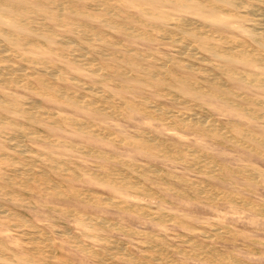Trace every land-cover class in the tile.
<instances>
[{"label":"rangeland","instance_id":"rangeland-1","mask_svg":"<svg viewBox=\"0 0 264 264\" xmlns=\"http://www.w3.org/2000/svg\"><path fill=\"white\" fill-rule=\"evenodd\" d=\"M213 2L217 9L210 10L207 6L189 8L159 0L155 8L162 17L141 24L138 33L98 25L118 44L92 42L103 54L90 64L79 63L68 54L43 53L53 59L57 74L65 77L55 84L82 95H86L82 87L91 85L109 96L108 103L97 102L96 110L50 98L22 84L0 82V91L17 98H35L59 120L36 121L5 112L6 116L0 115V149L7 150L20 165L41 169L49 183L58 184L63 191L54 195L37 183L31 188L6 185L0 191V210L6 211L0 213V243L5 246L0 264H264V146L252 139L264 138V106L260 104L264 88L235 80L222 68L227 64L241 74L264 69L240 61L225 63L209 47L195 42L191 33H201L207 44L222 49H237L242 44L263 55L264 39L262 30L254 29L251 0ZM188 21L194 29L200 26L199 30L191 29ZM175 36L185 45L176 42ZM39 45L46 50L48 43L42 40ZM23 64L41 66L26 61ZM208 74L217 77L221 88L212 89L222 95L210 93ZM36 76L53 81L40 70ZM71 77L84 85L76 86ZM35 85L33 82L31 86ZM14 117L21 118L32 132L29 137L11 135L7 124ZM69 119L85 122L92 130L81 129ZM17 142L27 151L10 145ZM47 154L57 164L48 160ZM7 162L0 160L1 173H10ZM125 181L135 182L141 189L123 184ZM31 231H39L33 244L40 250L27 253L23 238ZM19 257L30 261H20Z\"/></svg>","mask_w":264,"mask_h":264},{"label":"bare ground","instance_id":"bare-ground-1","mask_svg":"<svg viewBox=\"0 0 264 264\" xmlns=\"http://www.w3.org/2000/svg\"><path fill=\"white\" fill-rule=\"evenodd\" d=\"M163 1V0H162ZM173 2H178L181 5H185L189 8H197L207 6L210 10L217 7L214 4V0H171ZM227 4L235 3L239 0H221ZM251 14L255 17L254 29L262 30L264 39V0H251ZM159 0H0V82L4 83H16L17 85H25L29 90L34 92H42L50 98H55L61 101L71 102L74 104H83L87 107H92V109H98L97 102H107L109 96L105 94L102 89H98L94 86H83L84 84L75 77H71L73 84L80 86L86 90V95L72 91L69 87L65 85L55 84V80L62 79L65 77L57 74V67L53 62V59L46 54H56V55H71L74 60L82 64H90V61L99 60L102 57L103 51L101 48L94 47L91 43L99 41L103 45L115 46L118 43L116 41L108 38L105 33L101 30L98 25H110L117 29L128 32H139L140 25L147 22L151 18L162 17L160 13L156 12L155 5ZM238 3V2H237ZM245 4V3H244ZM241 5V4H239ZM238 6V5H237ZM217 9V8H216ZM227 12V10H226ZM100 13V14H99ZM232 13V12H231ZM236 15V13H235ZM165 16V15H163ZM237 16V15H236ZM166 18V17H164ZM169 18V17H168ZM179 20V18H177ZM176 19V20H177ZM252 19V18H251ZM167 20V19H166ZM173 21V18H172ZM170 22V21H167ZM187 22V21H186ZM185 22V23H186ZM197 23V21H195ZM188 23H192L189 22ZM249 23V22H248ZM184 24V23H183ZM245 24V23H244ZM145 25V24H144ZM172 25V24H171ZM147 26V25H146ZM188 26V25H187ZM190 28L193 23L189 25ZM195 26V25H194ZM197 26V25H196ZM195 26V29L199 27ZM153 27V26H152ZM157 27V26H156ZM181 28V27H180ZM189 28V30H190ZM193 28V27H192ZM191 28V29H192ZM202 28V27H201ZM206 28V27H205ZM159 29V28H158ZM182 29V28H181ZM194 29V28H193ZM194 29V30H195ZM161 30V29H160ZM207 30V29H206ZM252 30V29H251ZM185 31V30H184ZM152 32V30H151ZM154 32V31H153ZM160 32V31H159ZM155 32V33H159ZM163 31H161L162 33ZM191 32V31H190ZM191 35H195V42H199L200 46L209 47V51L215 56L221 58L225 63L230 62H244L257 65L264 69V55L256 49L245 48V45H237L236 48L222 49V47H217L215 45L207 44V41L202 37L201 33L192 31ZM203 32V31H202ZM68 33V34H67ZM169 33V31H168ZM214 33V32H213ZM144 34V33H143ZM146 34V33H145ZM144 34V36H146ZM204 34V33H203ZM136 35V34H135ZM138 35V34H137ZM173 35V34H172ZM171 35V36H172ZM178 35V34H177ZM183 35V33H182ZM199 35V38L198 36ZM213 35V34H212ZM142 36V35H140ZM159 36V35H158ZM204 36H206L204 34ZM217 36V35H216ZM173 37V36H172ZM180 37V36H179ZM213 37V36H212ZM223 37V36H222ZM146 38V37H145ZM170 38V37H169ZM177 36H175L176 40ZM209 38V37H208ZM211 38V37H210ZM225 37H223L224 39ZM160 39V38H158ZM182 39V37L180 38ZM228 39V38H227ZM257 39V38H255ZM254 39V40H255ZM44 40L47 41L48 45L46 50H41L40 42ZM162 40V39H161ZM179 40V39H178ZM185 40V39H184ZM220 40V37H219ZM259 40V39H258ZM189 41V40H187ZM224 41V40H223ZM153 42V41H152ZM173 42V41H172ZM176 42H178L176 40ZM175 42V43H176ZM182 40L178 43L181 44ZM185 42V41H184ZM227 42V40L225 41ZM237 42V41H236ZM177 44V43H176ZM182 44H184L182 42ZM185 45V44H184ZM181 45V48L186 46ZM225 45V44H223ZM120 46V45H119ZM118 46V47H119ZM122 46V45H121ZM160 47V46H159ZM122 48V47H121ZM125 48V47H123ZM193 48V47H192ZM250 48V47H249ZM174 49V48H173ZM178 49V48H177ZM236 49V50H235ZM134 50V49H133ZM175 50V49H174ZM192 50V49H191ZM197 50V49H196ZM135 51V50H134ZM178 51V50H177ZM184 51V50H183ZM107 52V51H106ZM133 52V51H132ZM188 52V49H187ZM186 52V53H187ZM197 52V51H196ZM41 53L42 55H39ZM136 53V52H134ZM90 54V58L88 56ZM107 54V53H106ZM137 54V53H136ZM146 55V54H145ZM192 55V54H191ZM108 56V55H107ZM106 56V57H107ZM112 56V55H111ZM110 56V57H111ZM139 56V55H138ZM188 56V55H187ZM194 56V55H193ZM142 57V56H141ZM152 57V56H151ZM163 57V56H162ZM166 57V56H164ZM18 58L20 61L15 59ZM144 58V57H143ZM149 58V57H148ZM155 59V58H153ZM163 59V58H162ZM207 59V58H206ZM152 60V58H151ZM157 60V59H156ZM171 60V59H170ZM23 61L32 62L40 64L37 66H28L23 64ZM159 61V60H158ZM198 61V60H197ZM211 61V60H210ZM125 63L129 64L127 59H124ZM161 62V61H159ZM181 62V61H180ZM186 62V61H185ZM205 62V61H204ZM103 63V62H102ZM189 63V62H188ZM114 64V63H113ZM166 64V63H165ZM164 64V65H165ZM181 64V63H180ZM193 64V63H192ZM190 64V65H192ZM209 64V63H208ZM169 65V64H168ZM176 65V64H175ZM189 65V64H188ZM194 65V64H193ZM227 65V64H226ZM223 66L224 74H227L234 78L235 80L248 81L256 83L257 86L264 88V72H248L247 74H241L235 71L234 68ZM92 66V64H91ZM136 66V65H135ZM218 66V65H217ZM93 67V66H92ZM100 68L101 65H99ZM219 67V66H218ZM164 68V66H163ZM169 69L168 67H166ZM220 68V67H219ZM142 69H144L142 67ZM149 69V68H147ZM145 67V70H147ZM46 73L51 80L49 81L43 77L36 76L37 71ZM105 70V69H104ZM102 70V71H104ZM126 70V69H125ZM155 70V69H154ZM171 70V69H169ZM189 70V69H188ZM195 70V69H194ZM150 71V70H149ZM164 71V70H163ZM193 71V70H192ZM123 72V70H122ZM147 72V71H146ZM172 72V71H171ZM174 72H176L174 70ZM194 72V71H193ZM196 72H198L196 70ZM204 71L203 73H205ZM150 73V72H148ZM195 73V72H194ZM108 74V73H107ZM125 75L127 73H124ZM213 74V73H212ZM222 74V73H221ZM113 75V73H112ZM130 75V74H129ZM160 75V74H159ZM177 75V74H176ZM205 76V75H204ZM206 80L209 87H214V89L221 88V83L218 81L215 75H206ZM209 76V77H208ZM99 77V76H98ZM153 77V76H152ZM197 77V76H196ZM159 78V77H158ZM34 79V80H30ZM172 79V78H170ZM181 79V78H180ZM179 79V80H180ZM110 80V79H109ZM161 80V79H160ZM188 81V80H187ZM203 81V80H202ZM35 82V86H31ZM102 82V81H101ZM169 82V81H168ZM118 84V83H117ZM173 84V83H172ZM191 84V83H189ZM8 85V84H7ZM198 85V84H197ZM251 85V84H250ZM21 86V85H19ZM227 86V85H226ZM193 87V86H192ZM202 87V86H201ZM118 88V86H117ZM225 88V87H224ZM227 88V87H226ZM120 89V88H119ZM202 90V89H200ZM203 91V90H202ZM208 92V91H207ZM213 96H220L222 93L216 90H210ZM43 96V95H42ZM244 96V95H243ZM238 97V96H237ZM145 98V97H144ZM170 98V97H169ZM180 98V97H179ZM178 98V99H179ZM240 98V97H239ZM112 100V99H111ZM145 101V99H143ZM183 101V100H181ZM186 101V100H185ZM143 102V101H142ZM178 102V100H177ZM146 103V102H145ZM184 103V102H183ZM113 104V103H112ZM182 104V103H181ZM256 104V103H255ZM262 107L264 106V101L260 103ZM115 105V104H114ZM138 105V104H137ZM150 105V104H149ZM153 105V104H152ZM259 105V104H258ZM124 106V105H123ZM132 106V105H131ZM150 107V106H149ZM154 107V106H153ZM191 107V106H190ZM197 107V106H196ZM241 107V106H240ZM261 107V106H260ZM122 108V107H121ZM145 108V107H144ZM201 108V107H200ZM100 109V108H99ZM152 109V107H151ZM198 109V108H197ZM105 110V109H103ZM120 110V109H119ZM143 110V109H142ZM153 110V109H152ZM155 110V109H154ZM110 111V110H108ZM124 111V110H123ZM157 111V110H155ZM194 111V110H193ZM253 111V110H252ZM251 111V112H252ZM5 112L14 113L20 117H25L26 119L39 121L42 118L51 119L55 123H59L56 115L46 111L35 98L23 99L13 97L12 94L8 92L0 91V115H4ZM106 113V112H105ZM159 113V111H158ZM162 113V112H161ZM108 114V113H107ZM118 114V113H116ZM163 114V113H162ZM248 114V113H247ZM110 115V114H109ZM121 115V114H120ZM150 115V114H149ZM161 115V114H160ZM167 115V114H165ZM164 115V117H165ZM177 115V114H176ZM193 115V114H192ZM197 115V114H196ZM153 116V115H152ZM187 116V115H186ZM110 117V116H109ZM116 117V116H115ZM149 117V116H148ZM168 117V115H167ZM170 117V116H169ZM204 117V116H203ZM154 118V117H153ZM166 118V117H165ZM191 118V117H190ZM25 119V120H26ZM119 119V118H118ZM156 120H159L158 118ZM180 120V119H179ZM195 122H202L203 120H196ZM258 120V119H257ZM262 121L264 120L261 119ZM71 124L76 125L81 129H91L89 125L82 121H76L73 119L68 120ZM162 121V120H160ZM165 121V120H164ZM181 121V120H180ZM185 121V120H184ZM208 121V120H206ZM259 121V120H258ZM156 123V122H155ZM188 123V122H187ZM215 122H212V124ZM264 123V122H263ZM189 124V123H188ZM205 123H203L204 125ZM8 129L11 131L13 137H23L32 134L24 125L23 121L19 117L10 118L8 124ZM72 125V126H73ZM232 125V124H231ZM195 126V125H194ZM197 126V125H196ZM210 127V126H209ZM218 127V126H217ZM119 128V127H118ZM213 128V127H212ZM242 128V127H241ZM77 129V128H76ZM101 129V128H100ZM176 129V128H175ZM222 129V128H221ZM225 129V127H224ZM245 129V128H244ZM243 129V130H244ZM92 130V129H91ZM206 130V129H205ZM223 130V129H222ZM83 131V130H82ZM103 131V130H102ZM189 131V130H188ZM93 132V131H92ZM95 132V131H94ZM104 132V131H103ZM242 132V131H241ZM135 133V132H134ZM139 133V132H138ZM204 133V132H202ZM4 134V133H3ZM6 134V133H5ZM36 134V133H35ZM150 134V133H149ZM248 134V133H247ZM101 135V132H100ZM146 135V134H145ZM251 135V134H249ZM1 136V135H0ZM33 136V135H31ZM109 136V135H108ZM224 136V135H223ZM227 136V135H226ZM2 137V136H1ZM40 137V136H39ZM114 136H111V138ZM135 137V136H133ZM150 137V136H149ZM180 137V136H179ZM182 137V136H181ZM208 137V136H207ZM243 137V136H242ZM240 137V138H242ZM246 137V136H245ZM45 138V137H44ZM145 138V137H144ZM143 138V139H144ZM156 138V137H155ZM225 138V136H224ZM18 139V138H17ZM23 139V138H22ZM21 139V141H22ZM29 139V138H28ZM122 139V138H121ZM119 140L121 144L122 140ZM153 139V137H152ZM244 139V138H242ZM260 145L264 146V138H259L256 136L252 137ZM13 140V139H11ZM107 140V139H106ZM147 140V139H146ZM155 140V139H154ZM151 141V140H150ZM149 141V142H150ZM232 141V140H231ZM110 142V141H109ZM148 142V143H149ZM236 142V141H235ZM242 142V141H241ZM52 143V142H51ZM123 143V142H122ZM156 143V142H154ZM157 144V143H156ZM160 144V143H159ZM165 144V143H164ZM237 144V143H236ZM12 147H18L21 152H26L27 149L20 145V143H11ZM241 145V143H240ZM158 147V145H156ZM244 146V145H243ZM172 147V146H171ZM188 148V147H187ZM12 149V148H11ZM17 149V148H16ZM17 150V152L19 151ZM75 149V148H74ZM231 149V148H230ZM246 149V148H245ZM144 150V149H143ZM186 151V149H185ZM35 152V151H34ZM89 152V151H88ZM47 153V152H46ZM165 153V152H164ZM171 153V152H170ZM262 153V152H260ZM28 154V153H27ZM30 154V153H29ZM32 154V153H31ZM42 154V153H41ZM44 154V153H43ZM179 154V153H177ZM95 155V154H94ZM108 155V154H106ZM90 156V155H88ZM260 156V155H259ZM44 157V156H43ZM45 157L57 164L50 154L45 155ZM65 157V156H64ZM106 157V156H105ZM262 157V154H261ZM12 156L7 150L0 149V160H5L7 162V168L10 171L9 174L0 172V191L4 187H23L31 188L33 184H43L44 189L50 191L54 195H60L63 193L60 190L58 184L49 183L45 173L43 171L36 170L37 168L32 165H20L16 163ZM167 158V157H166ZM205 158V157H204ZM212 158V157H211ZM24 159V158H23ZM26 159V158H25ZM28 160V159H27ZM106 160V159H105ZM112 160V159H111ZM17 161V160H16ZM68 161V160H66ZM123 161V160H122ZM119 162V161H118ZM20 163V162H19ZM62 163V162H61ZM137 163V162H136ZM132 164V162H131ZM208 165V164H207ZM2 166V165H1ZM49 167V165H47ZM51 166V165H50ZM54 165L52 164V167ZM97 166V165H96ZM153 166V165H151ZM150 166V167H151ZM6 167V166H3ZM2 167V169H4ZM94 167V166H93ZM148 167V166H147ZM216 167V164H215ZM222 167V166H221ZM36 168V169H35ZM54 168V167H53ZM115 168V167H113ZM131 168V167H130ZM154 168V167H153ZM151 168V169H153ZM159 168V167H158ZM218 168V167H217ZM216 168V169H217ZM256 168V167H255ZM98 169V168H97ZM106 169V168H104ZM116 169V168H115ZM133 169V168H132ZM149 169V167H148ZM242 169V168H241ZM102 170V169H101ZM120 170V169H119ZM139 170V169H138ZM160 170V168H159ZM263 170V169H262ZM106 171V170H105ZM117 171V170H116ZM122 171V170H121ZM125 170H123L124 172ZM146 171V170H145ZM158 171V170H156ZM250 171V170H249ZM264 171V170H263ZM62 172V171H61ZM64 172V171H63ZM85 172V171H84ZM112 172V171H111ZM142 172V171H141ZM244 172V171H243ZM254 172V171H253ZM120 173V172H119ZM145 173V172H144ZM164 173V172H163ZM214 173V172H213ZM125 174V173H123ZM165 174V173H164ZM113 175V174H112ZM127 177V174H125ZM159 175V174H158ZM212 175V174H211ZM115 176V175H113ZM118 176V175H117ZM152 176V175H151ZM250 176V175H249ZM14 177H18L19 180H15ZM111 177V176H110ZM125 177V176H124ZM251 177V176H250ZM253 177V175H252ZM259 177V176H258ZM257 177V178H258ZM136 178V177H135ZM243 178V177H242ZM256 178V177H255ZM83 179V178H82ZM105 179V178H103ZM119 179V178H118ZM160 179V178H159ZM252 179V178H251ZM260 179H262L260 177ZM108 180V178H107ZM114 180V179H113ZM120 180V179H119ZM128 180V179H127ZM258 180V179H257ZM81 181V180H80ZM101 181V180H100ZM103 181V180H102ZM112 181V180H111ZM130 181V180H129ZM161 181V179H160ZM164 181V180H163ZM249 181V179H248ZM256 181V179H255ZM113 182V181H112ZM121 181H119L120 183ZM258 182V181H257ZM123 183V182H122ZM135 183V182H134ZM125 181L123 184L131 185L137 189L140 187L138 184H134ZM181 183V182H180ZM254 183V182H253ZM112 184V183H111ZM260 184V183H259ZM62 186V185H61ZM115 186V185H114ZM128 186V187H129ZM144 186V185H143ZM63 187V186H62ZM121 187V186H120ZM126 187V186H125ZM127 187V188H128ZM147 187V186H146ZM165 189V187H163ZM173 188V187H172ZM125 189V188H124ZM141 189V187H140ZM244 189V188H243ZM43 190V188L41 189ZM134 190V189H133ZM170 190V188H169ZM25 191V189H24ZM152 191V189H151ZM16 192V191H15ZM26 192V191H25ZM69 192V191H68ZM144 192V191H143ZM221 192V191H220ZM11 193V192H10ZM17 193V192H16ZM31 193H33L31 191ZM121 193V192H120ZM148 193V192H147ZM2 194V193H1ZM4 194V193H3ZM13 194V193H12ZM79 194V193H78ZM116 194V193H115ZM151 194V193H150ZM208 194V193H207ZM84 195V194H83ZM96 195V194H95ZM119 195V194H118ZM10 196V195H8ZM23 197V196H22ZM16 198V197H15ZM163 198V197H162ZM215 198V197H211ZM83 199V198H81ZM102 199V198H101ZM108 199V198H107ZM111 199V198H110ZM219 199V198H218ZM19 200V199H18ZM28 200V199H27ZM84 200V199H83ZM104 200V199H103ZM114 200V199H113ZM214 200V199H213ZM215 200H217L215 198ZM231 200V199H230ZM10 201V200H8ZM86 201V200H85ZM123 202V201H122ZM229 202V201H228ZM244 202V201H243ZM89 203V202H88ZM240 203V202H239ZM27 204V203H26ZM117 204V203H116ZM235 204V203H234ZM256 204V203H254ZM41 205V204H40ZM141 205V204H140ZM139 205V206H140ZM245 205V204H244ZM257 205V204H256ZM260 205V204H259ZM258 205V206H259ZM97 206V205H96ZM133 206V205H132ZM135 206V205H134ZM142 206V205H141ZM247 206V205H246ZM127 207V206H126ZM147 207V206H145ZM234 207V206H233ZM249 207V204H248ZM263 207V206H262ZM240 208V207H239ZM264 208V207H263ZM262 208V209H263ZM125 209V208H124ZM128 209V207L126 208ZM151 209V208H150ZM251 209V208H250ZM117 210V209H116ZM133 210V209H132ZM264 210V209H263ZM8 211V210H7ZM128 211V210H127ZM147 211V210H146ZM162 211V210H161ZM168 211V210H167ZM5 210H0V213H5ZM11 212V211H10ZM154 212V211H153ZM63 213V212H62ZM145 213V212H144ZM161 212H159L160 214ZM6 214V213H5ZM13 214V213H12ZM136 214V213H135ZM140 214V213H139ZM4 215V214H3ZM9 215V213H8ZM11 215V213H10ZM15 215V214H14ZM13 215V216H14ZM17 215V213H16ZM147 215V214H146ZM150 215V214H149ZM5 216V215H4ZM7 216V215H6ZM87 217L86 215H84ZM83 216V217H84ZM143 216V215H142ZM166 216V215H165ZM164 216V217H165ZM10 217V216H9ZM16 217V216H15ZM12 218V217H11ZM71 218V217H70ZM162 218V217H160ZM168 220V219H166ZM172 220V219H171ZM174 221V220H172ZM10 222V221H8ZM21 222V221H20ZM169 222V221H168ZM27 223V220H26ZM39 223V222H38ZM176 223V222H174ZM179 223V222H178ZM20 224V223H19ZM18 224V225H19ZM30 224V223H29ZM110 224V223H109ZM115 224V223H114ZM111 225V224H110ZM17 226V225H16ZM187 226V225H186ZM224 226V225H223ZM232 226V225H231ZM10 227V226H9ZM29 227V226H28ZM225 227V226H224ZM228 227V226H226ZM11 228V227H10ZM126 228V227H125ZM258 228V227H257ZM15 229V228H14ZM109 229V228H108ZM222 229V228H220ZM114 230V229H113ZM116 230V229H115ZM118 230V229H117ZM225 230V229H224ZM24 231V230H23ZM221 231V230H220ZM219 231V232H220ZM8 232V231H7ZM22 232V231H21ZM39 231L27 232L28 236L23 238L25 244V251L28 253L38 252L39 246L33 244L38 238ZM116 232V231H115ZM125 232V231H123ZM122 232V233H123ZM218 232V233H219ZM137 234V233H136ZM143 234V233H142ZM217 234V233H216ZM229 234V233H228ZM231 234V233H230ZM20 235V234H19ZM26 235V234H25ZM71 235V234H69ZM221 235V234H220ZM227 235V234H225ZM236 235V234H235ZM134 236V235H133ZM151 236V235H150ZM155 236V235H154ZM19 237V236H18ZM62 237V236H61ZM66 237V236H65ZM96 237V236H95ZM162 237V236H161ZM236 237V236H235ZM150 238V237H149ZM39 240V239H38ZM37 240V241H38ZM41 240V239H40ZM39 240V241H40ZM46 240V239H45ZM51 241V239H49ZM142 241V240H141ZM186 241V240H184ZM224 241V240H223ZM252 241V240H251ZM49 243V241H47ZM222 242V240H221ZM235 242V241H234ZM254 242V241H253ZM44 243V242H43ZM101 243V241H100ZM51 244V243H49ZM185 244V243H184ZM261 244V243H260ZM46 245V244H45ZM104 245V244H103ZM124 245V244H123ZM129 245V244H128ZM140 245V244H139ZM142 245V244H141ZM201 245V244H200ZM263 245V244H262ZM49 245H47L48 247ZM85 246V245H84ZM90 246V245H89ZM248 246V245H247ZM45 247V248H47ZM74 247V246H73ZM87 247V246H86ZM250 247V246H248ZM8 249V248H7ZM91 249V248H90ZM109 249V248H108ZM130 249V248H129ZM62 250V249H60ZM89 250V249H88ZM100 250V249H99ZM115 251V250H114ZM118 251V250H117ZM5 252V246L0 243V255ZM119 252V251H118ZM254 252V251H253ZM86 253V252H85ZM256 253V252H255ZM52 254V253H51ZM184 254V253H183ZM110 255V254H109ZM122 255V254H121ZM126 256V255H124ZM129 256V255H128ZM92 257V256H91ZM213 257V256H212ZM97 258V257H96ZM120 258V257H119ZM232 258V257H231ZM30 261V259L24 258ZM19 257L20 261L24 260ZM57 259V258H56ZM107 259V258H106ZM111 259V258H110ZM109 259V260H110ZM125 259V258H124ZM158 259V258H157ZM233 259V258H232ZM100 260V259H99ZM151 260V259H150ZM18 261V260H17ZM126 261V260H125ZM138 261V260H137ZM237 261V260H236ZM128 262V261H127ZM135 262V260H134ZM161 262V261H160ZM100 263V262H99ZM234 263V262H233ZM238 263V262H237ZM247 263V262H246ZM72 264V263H71ZM101 264V263H100ZM115 264V263H114ZM235 264V263H234ZM248 264V263H247Z\"/></svg>","mask_w":264,"mask_h":264}]
</instances>
